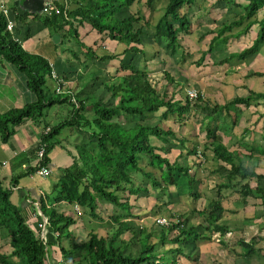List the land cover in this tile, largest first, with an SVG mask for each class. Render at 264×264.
I'll list each match as a JSON object with an SVG mask.
<instances>
[{"label":"trees","instance_id":"trees-1","mask_svg":"<svg viewBox=\"0 0 264 264\" xmlns=\"http://www.w3.org/2000/svg\"><path fill=\"white\" fill-rule=\"evenodd\" d=\"M136 1L70 0L69 4L75 5L70 9L65 2L55 0L49 12L43 11L44 8L36 12L13 10L14 19L25 20L32 16L52 28V33H58L63 41L76 43V48H71L70 53L85 65V73H80L78 78H86L84 83L89 82L80 93H75L66 84L71 79L67 71L57 70L54 76V64L48 58L24 47L15 30L8 28V14L0 9V55L25 74L27 86L35 94V99L23 107L0 112L1 135L3 139H8L16 127L28 119L38 124L43 122V129L50 127L47 133L41 131L34 150L36 163L27 167L16 179L36 173L43 166L50 167V152L64 139L71 141L78 152L70 166L59 170L50 200L48 196L41 198V210L48 217L45 236L38 229L42 216L39 215V222L32 225V216L12 201L13 190L0 175L1 264H54L51 256L54 246L59 247L64 257L59 264H179L171 253L188 252L196 259L198 256L194 257L192 248L198 242L213 241L214 234L223 242L228 226L222 222L226 207L220 196L193 210L203 217L197 223L190 224L183 214L171 211L167 225L154 220L158 227L152 229L138 221L144 215L135 213L136 198L141 194L150 197L151 193H166L170 185L177 187L184 179L191 188L195 187L190 195L199 198L196 189L198 175L191 166L202 161H197L196 157V163L186 165L181 160L197 153L200 143L194 140L190 148L187 143L189 138L184 134L181 136L182 132L168 121L182 126L187 123V114L192 109L211 108L202 93L196 99L190 98L187 90L184 92L181 89L180 82L170 72L162 71L164 77L157 78L149 66L151 60L159 58L163 64V54L175 59L176 64L179 60L185 63L189 59L181 36L191 34L194 29L189 9L199 10L198 0H166L165 10L157 21L153 20L152 13L148 16L140 9L133 11L132 5ZM152 3L153 0H146L149 7ZM220 3L238 6L241 14L230 21L224 20L215 30L201 35L205 38L215 33L207 51L197 61L199 64L219 42L227 43L234 37L247 34L254 25H257V33L250 45L230 52L215 63L245 60L259 53L264 45V15L259 17L264 9V0H244L242 3L216 0L211 7ZM84 25H89L100 35V42L108 38L124 43L125 48L99 55L97 47L100 43L91 46L81 39L79 27ZM29 36L28 33L26 38ZM147 46L152 47V52L147 50ZM116 59L119 60L114 75L116 78L105 83L104 72H100L102 63L108 65ZM119 72L123 73L118 75ZM255 74L263 75V72ZM51 77L58 81L54 91L47 84ZM97 82L102 84L100 91L93 89ZM178 86L179 90L176 89ZM59 87L61 89L58 90ZM254 100L264 102V91L250 90L246 96L237 95L226 105L215 107V110L222 111L224 107L229 110L234 104L249 106ZM62 104L70 107L67 116L58 121L53 116L48 119L47 110ZM66 128L70 132H65ZM207 135L211 143L205 148L213 149L214 158L229 165V169H225V180L218 183V192L236 190L245 204L249 199L254 204L260 199L264 208V172L250 169L247 163L238 160V156L210 126L207 127ZM42 143L46 144V149L40 158L38 150ZM173 152L175 156L172 160L169 154ZM204 153L206 155L205 149ZM252 179L257 181L256 185L251 184ZM167 194L171 193L168 191ZM102 201L111 204L113 211L117 210L114 214L110 213L115 222L114 231L100 234L91 229L86 239L65 243V239L74 235L70 227L76 219L72 214L60 211L58 204L67 202L79 209V215L87 212L99 217V203ZM175 217L177 221L171 223ZM170 232H174L172 237ZM126 233L131 235L126 236ZM261 240V235H255L251 241L244 239L242 248L245 255L254 252L264 254V248L256 246ZM167 243H172L170 249L161 248ZM3 246L8 248L1 250ZM68 261L70 263H66Z\"/></svg>","mask_w":264,"mask_h":264},{"label":"crops","instance_id":"crops-1","mask_svg":"<svg viewBox=\"0 0 264 264\" xmlns=\"http://www.w3.org/2000/svg\"><path fill=\"white\" fill-rule=\"evenodd\" d=\"M53 1L55 0H46V4L53 5ZM60 1L68 4L67 6H69L70 9L75 7L72 3L69 4L70 0ZM215 1L216 0H207L204 2V0H201L198 2L201 8L199 10L195 8L191 13L195 25L192 33L189 35L193 36L194 34H199L201 30L200 36L198 35V37H201L202 34L207 33L208 31L210 33L211 30H215V27L224 20L230 21L241 14V9L236 5L234 6V4L226 5L220 3L211 7ZM235 2L242 3L244 0H235ZM4 4L9 10L8 17L14 22L13 29L11 30H15L14 32L16 37L23 42L24 47L33 53H38L48 58L50 63L54 64L55 72L57 70L61 72L67 71V75H69L71 79L67 80L66 84L68 87H71L75 93H80L84 87L87 88L89 82L84 83L86 78L83 80L78 78L80 73H85L83 70L85 65L82 64V62L77 61V59L73 57L72 53H70L71 48H76V43L68 40L63 41L58 33H52V28L45 26V24L39 19H33L32 16H29L25 20L14 19L12 13H14L13 10L15 8L22 9L23 11L26 10L21 6L22 0H5ZM261 11L264 12V9ZM261 11L259 13V17L264 15ZM79 32L81 34V39L91 46L96 42L106 45L108 44V40L111 41L108 46L98 45L99 47H97V53L99 55L122 51L125 48L124 43H118L117 41L113 42L111 39H105L101 43L99 41L100 35L95 30H92L89 25L80 26ZM28 33L30 36L26 38ZM256 33L257 25H254L247 34L241 35L240 37H234L227 43L219 42L209 54L211 55V58L214 57L217 59V55L220 52L227 51L226 55L228 56L230 52H233L227 50V48H229L228 45H232L235 42L237 44L242 42L241 47L243 49L253 42ZM214 34L215 33H212L210 35V41L213 38L212 35ZM54 35H58V37L54 38ZM148 47L152 50L151 46ZM151 50L149 51L152 52ZM110 62L109 64H111ZM254 63L258 65L264 63V45L259 53L254 56H250L245 60H233L220 65L215 63V65L211 66L212 68L210 67V69H208L209 71H207L206 75L201 74L200 69H197V67L193 68L190 66V84H194L195 87L197 86L198 89L203 92V96L207 100L206 103H208L207 106L211 108L208 110H204L203 108L192 109L189 114H187V123L185 122L182 126L179 125L178 130H182V132H184V136H187L190 141L191 139L192 141L198 140L200 143L199 147L203 146V150H206V161L200 164L197 163L194 166L192 165L191 169L194 173H197L198 183L208 184V178L213 177L211 184L215 183V188L208 190V193L204 191L205 196H199L200 199H204L205 197L208 202L210 199L215 198L216 194L219 193L218 183L225 180L227 174V170L225 169H229V165L214 158L213 149L205 148L208 143H211V140L209 139L210 136L207 135L208 126H210V129L212 128L215 130L217 136L223 139L226 146L233 151L235 156H238V160L247 163L250 169H256L259 172H264V151L262 150L264 149V102L254 100L249 106L244 104H234L230 106L229 110L225 107L222 111L220 109L215 110V107H222L225 103L231 101L237 95L246 96L250 90L264 91V70L254 67ZM241 65H244L245 68H242ZM117 66L118 65L114 63L112 64V70L110 65H108L107 69L105 68V70L108 71V74L104 76V78H106L105 83H110L115 80L116 77L114 75H116L115 70ZM102 67L103 69L100 72L105 73L104 66L102 65ZM220 70H225L226 72L224 76L222 75V78H220L221 76L219 75L216 77L209 74L210 72H218ZM260 71L263 72V75L255 74V72ZM122 73L123 72H119L118 75H121ZM260 78L262 79L259 80ZM47 84L50 90L54 91L58 86V81L57 79L51 77L48 79ZM95 85L97 89L94 88V90L100 91L102 84L97 82ZM171 87L173 88L172 85ZM177 88H179V86ZM34 99L35 94L28 88L25 74L22 73L17 66L10 63L2 55H0V112H5L13 107H23L25 104L32 102ZM53 107L47 110L49 115L48 119L52 116L58 118V116H61L62 112L66 114L70 109L67 104L56 105L54 108ZM43 127V122L38 124L32 119H28L22 125L17 126L15 132L10 135L8 139H3L0 132V175L5 178L6 185H10L13 190L12 201L32 216L30 219L32 225L39 222V215L43 218L42 222H47L48 217L42 212L40 207L41 198L43 196H48L50 200V195L54 190L57 175L60 173L59 170L70 166L78 153L73 143L71 141L68 142L69 140L66 142L64 139L61 145H57L50 152V156L52 158L50 168L52 169V173L49 176H42L36 172L25 174L17 180V175L23 173L26 171L27 167L36 163L37 158L34 150L39 142ZM182 135L183 134L181 133V136ZM176 154H179V152ZM190 156L193 157L194 154ZM254 157L256 158L255 161L262 163V166L256 163L255 165H251L254 162ZM194 158L195 156L193 157V160L189 161V163H196L197 161ZM209 161L213 164L209 167V172H206L207 175H205V163L207 164ZM253 180L255 179H252L251 184L256 185L257 181L255 180V183L253 184ZM223 192L226 194L229 193L225 190L221 193ZM225 193H223V195H225ZM236 200L237 201L235 205H233L232 209L229 208L228 210V208H226L223 216L222 222L226 223L228 226V230L222 239L223 242L221 241L219 243L220 246H216L215 252L210 253L212 254L211 256L207 253V251L210 250H201L199 244L200 251L198 250L197 255L193 252L194 249L192 250V254H195V257L201 255V257L205 259H209L210 257L213 258V255L216 256L218 254L217 251L222 250L221 244L226 242H230V244L234 243L237 237L246 239L244 232H240V235L237 231L245 230V225L249 226L253 224L249 222V217L251 218V216H247L249 214L243 215L242 219L239 220L241 221V226L237 229L236 227L240 225V222L238 221L239 218H236L235 216L230 218L229 212L235 210L240 214H244L249 207H251V209L254 208V210L256 208L261 209L260 205L262 204L260 203V199L257 200L256 204H254L251 199H249L248 203L245 204L242 196L236 197ZM58 209L72 214L76 219V223L72 224L71 228L73 233V226H75L79 232L78 236L80 239H84L88 236H83L86 231H81L80 229L82 227L88 231L89 229L91 231V228L94 229L93 221L89 222L92 226L89 224L87 225L84 220L85 214L83 213V215H79L80 211L76 210L75 205H71L67 202H61L58 204ZM194 209L198 210L199 208ZM263 210L264 208L261 209V211ZM199 217H201V215H199ZM259 218H256L254 221L257 223V220H260ZM197 221L199 222V220ZM235 232L237 233L232 234ZM228 233L230 235L227 237L226 235ZM232 235L237 237H234L231 240L230 237ZM246 241H249V239H246ZM210 242L213 241H206L205 243L210 244ZM171 246H162V248L166 250L170 249ZM210 246L212 249L213 243L210 244ZM52 248L53 251L51 256L54 264H59L60 258L63 257L62 252L58 246H54ZM224 253L225 258L227 256L230 257V253L227 251H224ZM176 254L171 253V255H174V258L176 257L178 263L180 264V258L179 256H175ZM182 254V256L186 259L189 257V264L202 263V260L199 257L192 259V256H189L188 252ZM160 255H164V253H160ZM219 256L221 259L213 260L211 262L210 258L209 262L207 261V264H230L231 261L227 262L225 258H222L221 255ZM205 259L204 263L206 262ZM257 259H261V261L258 262ZM193 260H196L197 262ZM251 260L255 262L253 263ZM216 261L219 262L216 263ZM231 264H264V254L261 252H254L251 255H245L244 250L241 249L239 252L236 251Z\"/></svg>","mask_w":264,"mask_h":264},{"label":"rangeland","instance_id":"rangeland-1","mask_svg":"<svg viewBox=\"0 0 264 264\" xmlns=\"http://www.w3.org/2000/svg\"><path fill=\"white\" fill-rule=\"evenodd\" d=\"M200 1L201 0H198V2H200ZM165 3H166V0H153L152 6L149 7L146 4V0H138V1L135 2V4L132 5V10L136 11V10L140 9V10H142V12L144 14H147L148 16H149V13H152L153 14L152 15L153 16L152 17L153 20L157 21L159 16L165 10V7H164ZM192 11H193L192 8L189 9L190 13H192ZM262 13H264V12H262ZM200 33H201V30H200L199 34L197 33V34H194L193 36L187 35V34H183L181 36V42L183 44L184 50H185V52L188 53V57H189V59L185 63H184V60H182V61L179 60L178 63L176 64L174 62H177V61L175 59H172L169 55H166V54H163V56H161L164 59V63L163 64L160 63V60H159L160 58L151 60V62L149 63V66L152 69V71L153 70L155 71V73H156L155 76L157 78H163L164 77V73L162 71H168V72H170L173 75V77H175L178 80V82H180L179 85L182 87L181 89H183L184 92H186V90L188 88H196L197 86L195 87L194 84H190V80H191L190 79L191 77H189L190 76L189 73L191 74L190 66L193 67V68L197 67V69H200L201 74L206 75L207 71H209L208 69H210V67L212 65H215L214 64L215 62L220 61L221 59H223V58H225L227 56L226 55L227 51L226 52H220L217 55V59H215L214 57L211 58V55L208 53V54L205 55L204 60L201 62V64L197 63V61H199V59L203 55V52L207 51V49L209 47L210 37H211V36H208L206 38L198 37V35L200 36ZM106 39H108V38H106ZM109 43H111L110 40H108V44ZM108 44L104 45L102 43L100 45L101 46H108ZM241 45H242V42L238 43V44L235 42L232 45H228L229 48H227V50L228 51L240 50V49H242ZM147 50L149 51V50H151V48H149L147 46ZM110 63L111 64H108V65H110L111 70H112V64L116 63V65H119L118 64V60L111 61ZM102 65L104 66V70H105V68L107 69V67H108L107 64H106V67H105L104 63H102ZM218 65H220V64H218ZM241 66H242V68H245L244 65H241ZM254 67H256L257 69L259 68L260 70H264V63L259 64V65L255 64ZM54 73H56L55 70H54ZM225 73H226L225 70H220L218 72H216V71L210 72L209 74L213 75V76H216V77L219 75V76H221L220 78H222V75L224 76ZM106 74H108L107 70H105V73H103L102 76L104 77ZM211 79H214V78H211ZM261 79L262 78H260L259 80H261ZM49 81H51V80H49ZM94 88L97 89L96 85L93 87V89ZM101 89H102V86H101ZM196 89H198V87ZM177 90H179V88H177ZM199 91H200V93L203 94V92L201 90H199ZM67 113H68V111H67ZM65 116H67V115L64 112H62L61 116H58V118H56V121L61 120ZM168 123L174 125L175 128L178 129L179 125L176 122L174 123V121H168ZM68 131H69V129L66 128L65 132H68ZM179 131L182 132V130H180V129H179ZM180 132H179V134H180ZM182 134H184V132H182ZM187 143L189 144V146L191 148V146H193V144H194V141H192V139H191V141L189 140V141H187ZM196 150H197V152H198V150H202L203 153H204L203 146L197 147ZM195 153H193V154H195ZM193 154H191V155H193ZM173 155L175 156V152L169 154V157L172 160L174 159ZM204 155H205V153H204ZM194 156H195V158L197 157V159H198L197 161L200 160L198 158L197 153ZM255 159L256 158L254 157V159H253L254 162L251 165H255V163H256V164H259V165L262 166V163H260L259 161L258 162L255 161ZM191 160H193V157L188 155V157L184 158L181 161H182L183 164L187 165L189 163V161H191ZM200 161H202L204 163L206 161V155H205V159L204 160H200ZM212 164L213 163L211 161L207 162V164L205 163V166H206L205 170H204L205 175H207V173L209 172V167ZM209 178H210V180H209ZM209 178H208V184H206V183H198V182L196 183V189H197L198 193L200 194V196H205V192L208 193V190H212V189L215 188V186H214L215 183L211 184V181H212L213 177H209ZM146 181H148V183H150L149 179H147ZM252 183L254 184L255 180H253ZM150 186H151V184H150ZM191 190H195V187L191 188L187 184V180L184 179L181 182V185H178L177 187H175L173 185H170L169 190H167L166 193H163L162 191L157 192V195H155L154 193H151L150 197L146 196L144 194H141L139 196V198H136L137 201H136L135 213H141L140 215H144V217L140 218L138 221L140 223L145 224V225H149L153 229V227H158V225L155 224L154 220H157V218L163 217V216L169 218V215H170L169 213H171V211H172V212H176V214L177 213L183 214L185 220H188V222L190 220V224L191 223H197L198 222L197 220L200 221V220H202L203 217L202 216L199 217L198 213H193V210H194V208L201 207L202 204H206V202H208V200L205 197H204V199H202V198L200 199V197L198 199L197 198H193V196L190 195V191ZM168 191L171 194L168 195L167 194ZM225 191H229V190H225ZM177 192H179V193H177ZM220 192L218 194H216L215 198L220 196L222 198V201H223L225 207L228 208V210H229V208L232 209L233 205H235V203L237 201L236 197L239 196V193L236 190H233V191H229L230 194L228 193V194H225L223 196L224 192L223 193H220ZM99 205H100V210H99L100 216L99 217L91 216V215H89L86 212L85 213V218H84V220L86 222L85 221L84 222L88 225L90 221H93V228L96 231H98L100 234H107V231H109V232H112V230L114 231L113 228L115 226V222L111 218V214L110 213L114 214V213H116L117 210L113 211V206L111 204L103 202V201L100 202ZM260 208L263 209L262 205H260ZM261 209L256 208L254 210V208L251 209V207H249V209L244 214L243 213L240 214V213H238V211L233 210L232 212H229V214H230L229 217L232 218V217L235 216L236 218H239L238 219V221H239V220L242 219L243 215L249 214V215H247V216H251V218L249 217V222L253 223V224L249 225V226L245 225V230L237 231V232H239L240 235H241L240 232H244V235H245L246 239H249V241H251L255 235H261L262 240L259 241L256 244V246L264 248V213H263V211H261ZM146 218H148L149 220L146 219ZM256 218L260 219V220H257V223H256V221H254V220H256ZM169 219H171V218H169ZM175 219H176V217L174 219H172L170 222L172 223L173 220H175ZM250 220H253V221H250ZM176 221L177 220H175V222ZM239 222H240V225L236 227L237 229L241 226V221H239ZM190 224H188V225H190ZM89 225L92 226V224H89ZM39 228L41 230H43V227L39 226L38 229ZM73 228H74L73 233L75 232V234L72 235L69 239L68 238H67V240L65 239V243H68V241H76V242H78V241L82 240V239L79 238V236H78L79 232L77 231L75 226H73ZM80 228H81V226H80ZM70 230H72L71 227H70ZM80 230L81 231H84V230L86 231V233L84 232L83 236H87L88 233L90 232V229L88 231V230L84 229L83 227ZM44 232H46V228H45ZM174 232H170L169 233L170 237H172L174 235ZM237 232L232 233V234H236ZM127 235L130 236L131 234L130 233H128V234L126 233V236ZM229 235L230 234L228 233L226 236L228 237ZM234 237H237V236L232 235L230 237V239L232 240V238H234ZM85 238H87V237H85ZM217 238H219V236L217 234H214V240H213V242H210V244L213 243V248L212 249H211L210 244L205 243L206 241L198 242L197 245H196L198 248H196V246L192 248L195 251L194 253H196V255H197L198 250H199V244H200L201 250H203V251H206V250L212 251L213 250L212 252L207 251V253H209V254L215 252L216 246H218V245L220 246V244H219L220 241ZM244 239L245 238H238L237 237V239H236V241L234 243L230 244V242H227V243L221 244V249L222 250L217 251L218 254L216 256L213 255V258L210 257L211 258V262L213 260L221 259L219 255H221L222 258H225L224 257L225 256L224 255L225 254L224 251H227L228 253H230V257L227 256L225 259H226L227 262L231 261L230 262V264H231L232 261H233V258L235 256L236 251H239V250L243 249L242 248L243 247L242 241ZM171 245H172V243H167L166 246L169 247ZM159 246L160 245H158V247ZM6 248H7L6 246H3L1 248V250H4V249L6 250ZM161 248H162V246H161ZM50 251H52L51 248H50ZM262 251H264V250H262ZM182 255H183L182 253H180V254L177 253L175 255V256H179L180 264H189L190 263L189 257L186 259ZM211 255L212 254H210V256ZM194 257H195V254H194ZM198 257L202 260V263H198V264H207V261L209 262V260H210V258L209 259H205V258L201 257V255H199ZM59 258H60V256H59ZM63 258L64 257L60 258V261H62ZM204 259L206 260L205 263H204ZM193 261L197 262L196 260H193ZM193 261H191V262H193ZM257 261L259 262V261H261V259H257ZM218 262L219 261H216V263H218ZM251 262L254 263L255 261L251 260ZM66 263H70V261H68Z\"/></svg>","mask_w":264,"mask_h":264},{"label":"built area","instance_id":"built-area-1","mask_svg":"<svg viewBox=\"0 0 264 264\" xmlns=\"http://www.w3.org/2000/svg\"><path fill=\"white\" fill-rule=\"evenodd\" d=\"M5 0H0V9L4 12V13H9V10L8 8L5 6L4 4ZM52 9V5L51 4H45L44 6V11L45 12H49L50 10ZM13 25H14V22L10 19L9 22H8V28L9 29H13ZM53 74L54 76H56V74L54 73L53 71ZM61 89L60 87L58 88V90ZM199 93L200 91L196 88H189L188 91H187V94L189 95L190 98L192 99H196L198 96H199ZM50 130V127H46L45 129L42 130V132L44 133H47L48 131ZM45 149H46V144L45 143H42L39 150H38V156L40 158H42L44 156V153H45ZM197 155H198V158L200 160H204L205 159V156H204V153L202 150H198L197 152ZM51 168L50 167H47V166H43L41 167L40 169H38L37 173L42 175V176H48L50 173H51ZM79 210V209H78ZM157 221L161 224H168L169 221H168V218L163 216V217H159L157 218ZM39 226L40 227H43V230H42V235L45 236V228H46V221L42 222V223H39Z\"/></svg>","mask_w":264,"mask_h":264},{"label":"water","instance_id":"water-1","mask_svg":"<svg viewBox=\"0 0 264 264\" xmlns=\"http://www.w3.org/2000/svg\"><path fill=\"white\" fill-rule=\"evenodd\" d=\"M46 4V0H23L21 6L31 12L42 11ZM58 35H54V38Z\"/></svg>","mask_w":264,"mask_h":264},{"label":"bare ground","instance_id":"bare-ground-1","mask_svg":"<svg viewBox=\"0 0 264 264\" xmlns=\"http://www.w3.org/2000/svg\"><path fill=\"white\" fill-rule=\"evenodd\" d=\"M189 89V88H188ZM188 89H187V91H188Z\"/></svg>","mask_w":264,"mask_h":264}]
</instances>
